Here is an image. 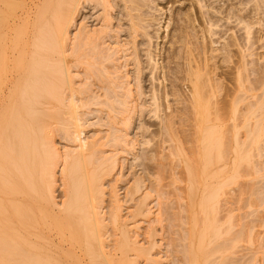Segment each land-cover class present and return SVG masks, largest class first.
I'll return each mask as SVG.
<instances>
[{
    "label": "bare ground",
    "instance_id": "1",
    "mask_svg": "<svg viewBox=\"0 0 264 264\" xmlns=\"http://www.w3.org/2000/svg\"><path fill=\"white\" fill-rule=\"evenodd\" d=\"M175 1L57 0L55 6L31 0L27 9L40 16L38 36L29 44L23 38L8 43L0 32V264L154 262L148 256L157 235L150 230L143 236L149 248L136 232L132 239L135 227L125 224L115 191L103 212L102 182L118 155L135 147L125 130L136 110H172L169 97L181 98L176 101L188 128L179 137L172 116H165L167 136L187 168L183 232L174 241L182 248L179 261L256 264L257 249L263 254L255 229H264L258 210L264 208V63H258L264 56L255 51L264 50V44L256 47L264 37V0H245L243 7V0H179L189 13H176ZM226 13L245 20L243 28L221 25ZM162 43L170 44L167 51ZM148 78L153 103L145 106ZM92 105L108 110L107 131L87 141ZM57 131L69 144L63 159L53 144ZM60 162L64 198L58 203L53 188ZM252 177L261 186L243 183ZM149 198L136 200L127 218L136 223L151 215ZM241 210L248 212L241 216ZM253 232L254 242L248 241L258 244L250 258L237 256L238 243Z\"/></svg>",
    "mask_w": 264,
    "mask_h": 264
},
{
    "label": "rangeland",
    "instance_id": "2",
    "mask_svg": "<svg viewBox=\"0 0 264 264\" xmlns=\"http://www.w3.org/2000/svg\"><path fill=\"white\" fill-rule=\"evenodd\" d=\"M30 1L31 0H0V7H1L0 11L6 12V16H5V13L0 12V14H3L2 15V19H3L2 23H4L3 24L4 26L3 25L0 26L1 27L0 32L1 33L5 32V35L7 37L6 40L8 43L11 39L13 40V43H14L17 40H19V39L21 40L23 38V40H21V41L29 44L30 42L33 41L34 37H36L35 36L36 34L38 36V30L36 29V25H38L40 16H38V14L37 15L35 14V12H34L35 10L29 12L27 7H28V4L30 3ZM49 1H51L50 4H53V5L55 4V6H56L57 0L55 1V3H53L54 0H49ZM243 1H244L243 2L244 4L242 5V7L245 5V2H246L245 0H243ZM175 3L172 5V9L174 11L176 10L175 11L176 13H178V12L182 13L181 11H183V12L188 11V13H189L188 4H186L185 2L182 3L179 0H176ZM222 4H223V2H222ZM224 5H225V7H227V4L224 3ZM5 9H7V11ZM8 10H10V11H8ZM8 12H9V15L7 14ZM10 14H11V16H10ZM226 15H227V17L224 16V19L220 22L221 25H224L223 23H225V22H228V24L230 26H238L239 25V27H241V28H243V25H245V23H243L245 20L242 22L243 19L242 20H240V19L238 20L236 18L232 19V18H230V16H228L227 13H226ZM36 17H38V18H36ZM6 18H7V20H6ZM226 20H228V21H226ZM246 20H248V19H246ZM71 31L75 32V30L73 31V28ZM242 33H243V31H242ZM72 34L73 33H71V37H72ZM158 42H160V39L158 40ZM11 43L12 42H10V44ZM259 44H260V46H261V44L262 45L264 44V37L262 38L260 43H258L256 45V47H259L258 46ZM161 45L164 48L163 51H165V50L167 51L168 47L170 46L169 43L166 45H163V43H162ZM162 46H161V48H162ZM14 50H16V49H14ZM255 52L258 54L259 53L263 54V56H264V50H262V49H258ZM14 54H15V51H14ZM165 54H166V52H165ZM15 58L18 59L17 56ZM253 59H256V58L253 57ZM258 63H259V65H261L264 63V61H258ZM222 67H224V66H222ZM257 69H259V67ZM224 70H226V69H224ZM228 70L229 69H227V71ZM259 70H261V69H259ZM154 82H155V84L158 83L156 81H154ZM144 84H145V86L143 89H145L146 91L143 90V91H145V94H143L144 97L143 96L142 97L144 98L143 100H145V102H147V104H145V106H146L148 104L150 105L151 103H153L152 102V98H153L152 96L153 95L151 92L152 85L150 86L149 78L146 79ZM178 84L180 85V88L183 91V93L187 94L188 88H187L186 84L181 83V82H178ZM183 97H184V95L182 96V98ZM177 99H181V98L180 97H178V98L177 97H169V102L172 104V110L165 112L163 110V107L161 108V110H163L166 114L164 112H161V111L158 112L160 115L159 114L154 115V113L148 112L150 109H153L154 107L153 108H150V107H143L142 108V107H140L136 110V112L138 111V113H136L134 115V121L132 122L130 127L127 130H125V134L128 133V134H126V135H128L127 140L132 142L135 147L126 148V151H127V152L125 151L126 153H121L118 155L117 166L111 172V174L109 176H107L104 179V181L102 182V183H104V186H105L104 188L106 189V194L103 197L102 203L100 205L103 212L109 211V208H110L109 204L112 203V200H113V197L111 195H114L113 191H115V194L118 196L117 198L121 201V204L123 205L121 215H122L123 219H125V218L127 219L125 221V224H127L130 229H133L135 227L133 229V232L130 233V235L132 236V239H134L136 237V234H134V232H136L137 235H139V237H137V240H139L140 243L144 245V247L149 248L151 246L146 241L144 242L143 236L145 237V234L150 230H153L155 232V234L157 235L155 237V245H154V247H152L153 249L151 248L150 254L148 256L150 259L152 258L151 260L154 259V262L149 263L145 257H141L138 259V264H175L174 262L176 260H178V261H176V264H182L181 261H179V259L182 260L181 254H179V252L181 251L180 250L181 247L178 245V243H176L174 241L178 242V238H180L179 235L181 232H183L180 229L179 222H181L180 220H182V221L184 220L185 211H183V206H186V201H187V198H185L186 200L184 199L185 194H184V190H183L185 187L184 181L187 178V168H186V163H185L186 159H185V156L175 154V147H174L175 144H174V142H170V138H169L170 136L169 135L167 136L166 131L168 130V127L166 126V123H165V121L170 116H172L169 118V120L172 118L171 120L173 123L172 124L173 128H174V130H176L178 132V133L176 132V134L181 138H183L185 135L188 134V131H187L188 128L186 126L187 124H186V122L184 123V121L186 119L183 118L184 116L182 115L183 112L181 110L183 105H181V104L178 105L177 101H176ZM159 102H160V99H159ZM90 108L93 109V112H92L93 116L87 115V117H86L89 119V122L87 124L88 126H86V128H85V138L87 139V141H89V140L91 141L95 132L98 133L99 131H103V130H104L103 132L107 131V127L105 126L107 119H106L105 115H106V112L108 110L105 107H102V109H101V107H99V106L96 107L95 105H92V107H90ZM100 109L102 111H100ZM95 110H97V111H95ZM95 112H96V114H95ZM166 115L167 116L170 115V116L165 118ZM181 117L184 119V121ZM94 122L95 123L97 122L96 123L97 125H95L94 127L93 126L89 127V124L94 123ZM99 134H101V133H99ZM53 144L55 146V149L58 151L59 155L62 157L61 159H63V157L66 154V150L68 149L69 144H68L66 138H64L62 133H60L58 131L56 132V134L54 135V138H53ZM129 149H131V150H129ZM170 152L175 154V155L171 154ZM61 162L57 163V165H56V170H55L56 184L54 185V188H53L54 196L56 198V202H58V203H61L63 198H64L63 197L64 196L63 195L64 194L63 193L64 192V181H63L64 177L62 176L63 175L62 174L63 173L62 172L63 171V164ZM256 176L258 179L261 178L260 175L259 176L256 175ZM252 178H246V181L249 180L247 182L244 181L245 179L241 180V181H244L243 183L244 184L246 183V185H248V186L250 185V187L254 185L252 187V189H254V187H256V184L258 185L260 180H258L257 178H256V180H254L255 178H253V181H252ZM248 182H252V183H248ZM254 182H256V183L254 184ZM261 183L264 184V180H261ZM251 184H253V185H251ZM111 185H112V187H110ZM259 186H261V184ZM262 187L264 188V185ZM135 189H139V190L137 193H135L134 196L131 197L130 193L134 192L133 190H135ZM263 192L264 191L262 190V195H260V198L262 196V200L264 198ZM146 194H148V195L150 194V198L148 200H146L145 206L149 210L151 209L150 211L152 212V214L149 215L148 217H143V218L137 220L135 223V222L131 221L130 218H127V217L130 214V212L133 211L132 209H134L135 201L140 200ZM253 198L255 199L256 197H253ZM181 199L182 200L184 199L185 201L184 200L182 201ZM130 200H132V201H130ZM262 208H259L258 210H260L261 212L264 213V208L263 209ZM244 210H241L242 213L238 212V214H240V215L242 214L241 216H243L248 211L249 212L251 211L250 209H248V211L246 210L245 213H243ZM180 218H182V219H180ZM157 219H159V221ZM249 219H251V218H249ZM245 220H248V219H245ZM259 221H261V220H259ZM178 225H179V227H178ZM174 226H175V228H174ZM108 229H110V227ZM176 229H177V231H176ZM258 230H260L259 231L260 236L258 238L259 239L258 243L260 242L261 244L260 243L259 244L263 245L264 244V236H263L264 235V233H263L264 229H262V230H261V228L255 229V231H258ZM177 232L179 235L177 234ZM255 233L256 232H253L252 235H250V236L245 235L242 237V240L238 243L240 245H237V248L239 250V252L237 250V252H238L237 256L238 255L241 256V255L245 254L244 256L246 257V255H249V253H250V255L247 257V258H250L251 253H253V251H251V248L254 250V246L258 244V243H254L252 245L250 244L251 241H252L251 243L254 242L253 239H255ZM262 233H263V235H262ZM249 238H250V242L248 241ZM260 238H261V240H260ZM174 245L177 246L178 248L175 247ZM249 248H250V251H249ZM172 249H173V251L177 250L178 253H177V251H175L177 254H174L175 252H172ZM245 249H246V251H249V252L247 253L245 251ZM258 250H260V251H258ZM257 251L259 252L258 253L259 259L256 258V262H257L256 264H259L260 262H261L260 264H264V258H263L264 252L262 254L261 249H257ZM263 251H264V249H263ZM150 255L152 257H150ZM261 256H263V257H261ZM173 257H176V258H173Z\"/></svg>",
    "mask_w": 264,
    "mask_h": 264
}]
</instances>
